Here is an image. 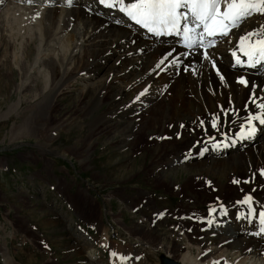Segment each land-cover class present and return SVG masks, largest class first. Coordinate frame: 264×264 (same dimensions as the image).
<instances>
[{
    "label": "rangeland",
    "instance_id": "1",
    "mask_svg": "<svg viewBox=\"0 0 264 264\" xmlns=\"http://www.w3.org/2000/svg\"><path fill=\"white\" fill-rule=\"evenodd\" d=\"M5 6L6 4L0 8V11ZM9 9L12 10V13ZM9 9L7 15L3 14L1 22L4 34L0 30V36L2 34L1 37H3L2 39L0 37V264H51L52 262L55 264V261H59L58 264H92L88 259L89 254L95 257L93 264H109L108 249H100L79 235L80 233L85 236L84 232L87 237L95 235L96 232L92 228L95 224L96 229L99 225L101 228L108 229L112 240L119 237L129 242L128 245L119 244L118 240L115 241L119 243H113H115L114 246L119 244L126 247V250H130V255L134 259L132 263H135L136 260L141 264H158L159 255L169 253L170 258L177 260L178 251L185 249L195 255L197 252L196 245H194L195 240H192L194 244L188 245L184 234L179 236L177 232L168 233L167 225L172 219L168 217L160 222H157L158 220L154 222V219H157L156 212L165 210V215L168 211L174 212L175 209L176 215L180 214L181 209L186 212H204L211 208L212 202H215L207 196L209 194L204 190L200 191L203 195H199L196 190L189 188L188 190L192 192L189 194V191L187 192L185 189L186 196L184 198L179 195V192L176 194V190L180 188L188 174L182 170L178 173V179L175 181L170 179L167 182L161 178V171L165 170H161L157 161L162 158V155L165 156L166 161L167 157L169 160L170 157L173 158V150L164 152L162 140L159 138L161 131L157 128L152 125L147 127V135H152L150 138L153 142L147 140L139 147L137 144L143 138L141 129L144 127H138L141 125L140 121H133L125 128L119 125L115 126V121L106 122L110 115L109 109L116 108L119 102L126 101L135 95V87L142 86L141 81H136L133 87L122 96L121 89H118L119 85L127 84L130 78L125 75L119 82L116 81L119 85H114L107 80L108 77L111 80V77L116 74V70L126 71L131 67L129 64L121 66L118 63L119 60L116 58L119 54L122 55L121 52L110 53L109 57L98 60L96 65L106 67L91 74L93 76L90 80L86 78L88 71L82 72L90 61L87 65L86 61H78V58L84 60L83 56H79L72 62V66H78L74 67L71 73L64 76L61 81H59L57 65H53L48 71L46 64L40 66L38 75L44 77L47 71L48 76L54 78L53 83H56L57 87L65 80L74 79L70 84H64L65 87L71 85L72 90L70 93H64L58 97L60 105L57 106L55 100L52 101V106L49 103L50 108L43 111L49 121L48 123L40 122L37 132L29 133L27 137H23L21 134L16 135L13 141H9L11 133L14 134L16 129L19 130L22 122L28 118L30 108H35L36 101L29 97L28 99L24 98L23 93L15 91V85L19 80L15 63H17V59L20 61L27 59L22 50L24 46L31 43V41H25L29 36V28L32 27L35 31V27L34 24L29 26L30 23L26 18H23L24 16H19L21 11L17 12L16 10L17 15L13 8ZM106 15L108 16V14ZM108 17L110 18V16ZM110 24L109 22L108 27ZM5 31L6 34L10 33L11 36L8 35L11 39L5 35ZM95 39L101 40L103 36ZM122 43H126L125 46L129 47L132 45L127 40ZM30 48L31 44L28 49ZM27 53L31 55L30 52ZM138 54L144 56L147 51ZM5 56L6 66L2 64L6 60ZM97 58L96 55L92 56V61ZM143 59V61L146 60ZM216 65L221 66L218 63ZM141 66L137 67L135 71L131 70V78L139 72ZM189 66L194 67L195 65L192 63ZM182 72L188 75L189 71L185 67ZM151 74L152 72H146L144 77ZM104 75L106 76L105 80H103ZM238 79H232L230 85L232 87L236 84L240 85L237 83ZM146 80L143 79V82H146L147 85ZM96 81H99V84L102 83V86L87 87L83 92L81 91L85 85ZM37 83L39 86L42 85V83ZM238 92L239 90L235 91V94ZM242 93L243 96L234 105L228 104V100L225 99L222 105H216L215 108L224 111L247 109L243 108V103H249L252 99H250L251 96L247 90ZM188 96L191 101H199L195 94H188ZM140 99L141 97L138 100ZM174 102L172 93L163 95L147 108L152 110L145 118H153L155 110L161 112L166 110L170 113V119L175 126H177L178 120H192L190 118L193 115L192 112L176 113L172 108ZM14 105L16 108L4 116L3 114ZM128 107L119 110V116L120 113L123 118L126 115H131L134 108ZM202 107L208 111L206 116H210L209 120L219 116L220 112L213 111L208 105H202ZM143 111L142 113H144ZM31 113H36V110H32ZM127 118L128 116H126ZM201 122L207 124L205 120L198 123ZM123 129L125 133L122 132L120 137H116ZM237 134L238 132H236ZM130 135L133 136L130 137ZM124 143L133 144L125 147ZM172 143L171 141L166 143V147L173 149ZM141 147H147L148 150ZM248 155L236 159L238 167L227 171L222 176L211 177L204 174L203 177L208 182L222 183L224 189L221 193H229L231 190L228 189L227 184L231 183L233 178L248 182L249 173L256 171L257 168L250 166L247 159L245 160ZM174 163L183 164L180 160H174ZM234 163L224 162L220 165H210V167H228ZM262 166L264 167V165ZM193 169L191 170L193 171ZM126 177L128 178L126 179ZM196 178L201 179L197 176ZM157 179L161 181L162 187H157V183H154L157 182ZM139 191L143 194L139 195ZM209 191L215 192L214 189H209ZM192 194L196 196L198 202L188 197ZM186 200H191L190 205ZM221 201L228 203L229 199L224 198ZM99 210H101V215H99ZM135 223L153 225L156 229L155 233H159L161 237H170V239L167 238L169 246H173V248L176 246L179 250L176 252L171 249L170 252H167L166 245L160 246L161 244L157 243L158 241L154 239L151 232L147 233L149 236L151 235L149 240L143 239L145 243L135 242L138 239L137 234L131 230ZM184 228L186 227L184 226ZM198 233L197 230L193 234L195 239L203 236ZM200 238L202 239V237ZM170 240H173L175 245H171ZM83 241H86V245L82 244ZM163 243L166 241L163 240ZM76 244H82L83 250ZM138 252L142 255V260L138 256Z\"/></svg>",
    "mask_w": 264,
    "mask_h": 264
},
{
    "label": "bare ground",
    "instance_id": "2",
    "mask_svg": "<svg viewBox=\"0 0 264 264\" xmlns=\"http://www.w3.org/2000/svg\"><path fill=\"white\" fill-rule=\"evenodd\" d=\"M3 2H6L5 8L0 11V30L3 34L4 28L1 26V22L3 20V14L7 15L10 10L9 8H13L15 13L16 10L17 12L21 11V15L19 14V16H24L23 18H26L30 23L27 22L29 26L34 24L33 26L35 27V31H33L32 27L29 28V36L25 39L26 42L31 41V48L28 49L30 46L29 44L24 46L22 50L27 59L25 61H20V59L16 60L14 58L16 62L19 63H15L17 66V75L19 77V80L15 85V91L20 94L23 93L24 98L28 99L29 97L31 100H36L34 103L35 108H30L28 118L22 122V126L19 130L16 129L14 134L11 133L9 141H13L16 135L21 134L23 137H27L29 136V133L37 132L40 122L43 121L48 123L49 121V118L44 116L43 111L50 108V104L52 106L53 100H55L57 106L60 105L58 97L64 93L71 92V85L65 87L64 84H70L74 79L65 80L59 87H57L56 83H53L54 78L48 76L47 71L53 65H57L60 77L59 81H61L64 76L71 73L74 67L78 66H72V62L79 56H83L84 60L78 58V61H86V65L90 61L85 70L82 71H88L86 78L90 80L93 76L91 74L95 71L103 70L106 67L96 65L95 63L98 60L109 57L110 53L121 52L122 55L119 54L116 58L119 60L118 63L121 66H127V64H129L131 67H127L128 69L126 71L116 70V74L112 77L110 76L111 80L109 77L107 80L111 81L114 85H119L118 82L123 79L125 75L130 78L128 79L127 84L119 85L118 89H121L122 96L133 87L136 81H141L140 83L142 86L138 88L135 87V95L129 97L126 101L119 102V105L116 108H110L109 119L107 118L106 122L115 121V126L119 125L125 128L133 121H140L141 125H138V127H144L141 129L143 138L137 144L139 147L142 146L143 143H146L147 140L153 142L150 138L152 135H147V127L149 125H152L161 131L159 138L162 140V148L164 152L173 150V158L170 157L169 160L167 157L166 161L165 156L162 155V158L157 161L161 170H165L164 172L161 171V178L167 182H169L170 179L175 181L178 179L177 176L180 170L184 171L185 174L188 173L185 177L186 179L183 180L180 185V188L176 190V194L179 192V195H182L184 198V196H186L184 190L186 189L188 192V189L190 188V190H196L199 195H203L200 193L201 190L206 191L209 194L207 196L211 197V200L214 202H221L224 198L229 199V202L223 209H221V207H215L216 212L212 213L211 216L206 215L205 211L201 213H190V211H188V213L181 209L180 214L176 215L175 209L174 212L168 211L165 215V210H157V219H154V222L157 220V222H160L162 219L168 217L171 218L172 221L167 225V232L170 234L177 232L179 236L184 234L183 236L187 238L188 242L195 240L197 251L195 255L191 254L187 249L184 251H178V247L175 246V248H173V246H169L170 243L167 238L170 239V237H161L159 233H155L156 229L153 225L147 226L146 224L135 223L132 227L133 229H131L137 234L136 236L138 239L135 242L145 243L144 240H149V238H151V235L149 236L147 233L151 232L154 239L158 241L157 243L161 244L160 246L166 245L167 252H170L171 249L179 252L177 253V261L180 264H214V262L223 264L228 261H230L229 264H264V257L261 254L262 246H260L261 241L264 240V234H258L260 225L255 220L256 214L254 216L249 215L248 206L237 203V201L243 200V197L251 195L253 197V207L256 210L260 208V205L264 204V176L260 174L261 170L264 169L262 166L264 165V125L259 124V122H254L256 123L257 131L252 137L238 140V134L236 135V132H240L241 125L243 124L242 122H246L250 113L256 114L261 111L257 105L264 102V67H233L234 62L232 61L231 53L236 49L238 39H230L227 37L217 41L214 47L208 49L197 48L195 50L187 51L185 46L180 45V38L172 39L166 36L159 38L152 37L147 35L146 30L144 29L135 31L132 24L123 21L121 18H116L113 13H107L108 16H110L109 18L106 13H104L103 6L96 7L93 5L96 0L79 1V7H71L69 9H63L62 6L58 5L47 6L45 8L44 6L29 0H0V8L2 7ZM97 2H99V0H97ZM112 9H114L117 14L121 15L118 7ZM10 11L12 13V10ZM117 21L121 22L117 23ZM109 22L111 23L110 27H108ZM243 24L244 25L241 26L242 28L233 30L230 35L232 36L234 31L238 30L236 33L237 36L240 37L246 32L259 28L261 25H264V15H254ZM6 31L5 35H10V33L6 34ZM102 36L103 39L101 40L95 39L96 37L100 38ZM2 38L3 37H1V39ZM126 40L131 42L132 45L130 47L125 46L127 42L122 43ZM144 47L145 49H142ZM203 50L208 52V59H205L202 55ZM144 51H147V54H145L146 56H140L138 54L139 52L143 53ZM27 52H30L31 55ZM169 53H171V55H169ZM94 55L98 56V58L97 60L92 61V56ZM6 56L4 59H6ZM165 57H167V60L165 61V64L162 65L165 70L161 71L156 68V65ZM143 58L146 60L143 61ZM173 60L176 62L172 63ZM179 60H183V63H179ZM213 61L215 62V67H213ZM192 63L196 67H190L189 65ZM216 63L221 66H217ZM2 64L6 66L7 59L4 60ZM44 64H46L47 71L44 77H41L38 75L39 68ZM139 66H141L139 72L137 74L135 73L131 78V70L134 69L135 71ZM185 67L186 70L189 71L188 75H185V73L182 72ZM146 72H152V74L148 77H144ZM220 76H223L224 79L221 80ZM240 77L246 78L249 81V84L247 86L236 84L232 87L230 81L234 78L238 79ZM105 78L106 76L104 75L103 80H105ZM143 79H147V85L146 82H143ZM99 81L85 85L81 91L83 92L87 87L94 88L102 86V83L99 84ZM37 82L42 83V85L39 86ZM108 87L110 88L111 85ZM232 89H234V91H232ZM237 90H239V92L235 94V91ZM244 90H247L251 97L253 94L255 95V103H251L252 100L249 103H243V108L247 109H235L237 111L236 113L235 110L224 111L215 108L216 105H222V102L225 99L228 100V104L234 105L235 102L240 100V97L243 96L242 92ZM141 93L144 94L140 95ZM171 93L174 95L175 100L172 105L174 111L176 113L192 112L193 115L190 117L192 120H178L179 122L177 123V126H175L170 119V113L166 110L162 112L155 110L153 118H145V116L152 110H148L147 108L155 100L161 98L163 95L165 96ZM188 94H195L196 98H199V101H191ZM136 97H141V99L138 100ZM202 105H208L213 111L220 112L217 128H212L211 123L213 119L209 120L210 116H206L208 111L205 110ZM126 107L130 109L134 108L131 115H126L128 116L127 119L126 116L123 118V116H121L122 114L120 113L119 116L118 113L119 110H123V108ZM15 108L16 105L9 108L3 115L6 116L10 114V110L12 111ZM145 109L147 110L143 111ZM32 110H36V113H31ZM142 111L144 113H142ZM15 114L17 115L19 113ZM51 114L54 115L52 112ZM202 120L207 121V124L198 123ZM41 128L43 130V127ZM122 132L123 134L125 133L124 129L119 132L116 137H120ZM132 136L130 135V137ZM122 139L123 138L121 137V140ZM170 141L173 142L171 144L173 149L166 147V143ZM216 141L221 145L227 144L228 147L221 146L219 148H214L213 144H217ZM132 144L133 143H124L125 147ZM141 148L148 150L147 147ZM205 149L207 150L205 151ZM247 154L249 155L245 160L247 159L249 165L254 166L257 169L255 172L252 171L249 173L247 183L243 180H236L233 178L231 183L229 182V184H227L228 189L231 190V192H223L222 194L221 191L224 189L222 183L217 184L208 182L205 177H203L204 174L211 177H215V175L222 176L227 171L236 169L238 167L236 159ZM174 160H180L183 164H175ZM224 162L235 163L228 167H210V165H220ZM255 163H257V165H254ZM206 165H208V167H206ZM191 169H193V171ZM196 176L201 177V179L198 180ZM127 178L128 177H126V179ZM234 181H239V183H234ZM154 183H157V187H162V183L161 181H158V179L157 182ZM209 189H214L215 192L212 193ZM171 193L173 194V192ZM191 193L192 192L189 191V194ZM141 194L143 193L139 191V195ZM188 197L196 200L194 194L189 195ZM196 201L198 202V200ZM186 202L189 204L191 203V200H186ZM225 209L227 215H222L221 213ZM240 212H242V215H240ZM99 215H101V210H99ZM209 219H214L215 222L212 225H209L207 223ZM219 220H221V226L223 229H217L216 221ZM203 223L207 225V230L210 231H199V228L203 227ZM184 226L186 228L183 229ZM95 227L96 224L92 227L96 233L93 235L94 237L92 236L93 238L91 237V240L101 248H108L109 264H128L126 260L133 259V257L127 253L130 252V250H126V247L119 245H128L129 242H127V240L115 237L114 239L118 240L119 243L112 240L108 229L105 227L101 228L100 225L98 227L99 229H96ZM197 230L199 231L198 234L203 235L200 236L202 239L200 237L198 239L194 238L193 234L196 233ZM211 230L216 231L213 233ZM139 233L143 234V236ZM163 240H165L166 243H163ZM170 241L171 245H175V243L172 242L173 240ZM113 242L119 244L111 247V245L115 244ZM82 244L86 245V241H83ZM82 244L76 245L80 246V249L83 250ZM177 245L181 246L179 243H177ZM258 246L260 249L256 250ZM114 252L117 254L116 256L112 255ZM169 254H166L165 256H170ZM120 256H124L126 259L121 260ZM138 256L140 257L139 254ZM231 258H233L234 262L236 260L237 262L234 263L231 261ZM88 259H90L93 264L94 258L92 257V254H89ZM140 259L142 258L140 257ZM58 262L55 261V264H58ZM138 263L135 260V263L133 264ZM51 264L54 263L52 262Z\"/></svg>",
    "mask_w": 264,
    "mask_h": 264
},
{
    "label": "snow or ice",
    "instance_id": "3",
    "mask_svg": "<svg viewBox=\"0 0 264 264\" xmlns=\"http://www.w3.org/2000/svg\"><path fill=\"white\" fill-rule=\"evenodd\" d=\"M99 3L109 9L118 7L119 11L128 19L155 36L175 35L179 37L181 43L190 50L214 47L217 43L215 37H227L234 29L241 27L246 20L254 15H264V0H131L127 3L126 0H99ZM120 22L117 21V23ZM231 55L234 59L233 67H264V25L241 35L237 41L236 49L232 51ZM203 56L208 59V52L204 51ZM242 56L246 59H242ZM166 60L167 57L161 59L156 68L164 71L162 65ZM175 62V60L172 61V63ZM213 67H215L214 61ZM220 79L223 80L224 77L220 76ZM238 83L247 86L249 81L240 77ZM250 99L255 103L254 94ZM257 107L261 111L248 115L247 127L241 125L238 133L241 140L252 137L256 133L257 127L254 122L264 125V102L258 104ZM218 121L219 117L213 118L212 128H217ZM221 146L228 147L227 144H213L214 148ZM260 174L264 176V169ZM234 183H239V181H234ZM237 203L247 205L249 215L254 216L257 213L253 207L251 195L245 196ZM220 207L224 208L223 205ZM209 211L215 213L216 208H210ZM221 214L227 215L226 209ZM258 219L260 225L258 234H264V211H259ZM214 222V219L207 221L209 225ZM112 255L116 256L117 254L114 252ZM120 259L126 258L120 256ZM214 264H219V262H214Z\"/></svg>",
    "mask_w": 264,
    "mask_h": 264
},
{
    "label": "water",
    "instance_id": "4",
    "mask_svg": "<svg viewBox=\"0 0 264 264\" xmlns=\"http://www.w3.org/2000/svg\"><path fill=\"white\" fill-rule=\"evenodd\" d=\"M160 261H161L160 264H178L176 261H174L168 257H165L163 255L160 256Z\"/></svg>",
    "mask_w": 264,
    "mask_h": 264
}]
</instances>
